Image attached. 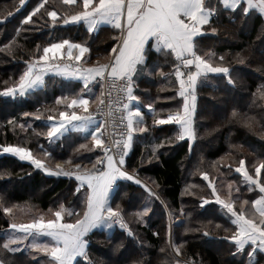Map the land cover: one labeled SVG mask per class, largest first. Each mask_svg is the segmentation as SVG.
<instances>
[{
	"label": "trees",
	"instance_id": "trees-1",
	"mask_svg": "<svg viewBox=\"0 0 264 264\" xmlns=\"http://www.w3.org/2000/svg\"><path fill=\"white\" fill-rule=\"evenodd\" d=\"M62 1L49 0L45 8L33 17L34 21L41 17L38 27L31 24H23L21 27L24 17L39 0H25L24 5L19 0H0V93L5 87L18 82L25 68V61L42 54V48L50 43L69 39L85 43L90 48L89 61H107L110 58L114 38L118 35L116 30L104 27L98 33H93L82 23L57 24L52 27L43 22L50 21L46 13L52 7L67 14L80 8L79 5L76 8L68 7ZM205 4L216 9V13L210 26H205V34L198 38L200 54L210 58L213 63H219V57L223 55V63L232 69L230 74L235 83H230L225 75L209 74L207 81L198 84V139L190 152L187 140L175 139L177 125L151 127L153 114L146 105L152 104L157 115L166 116L169 111L182 108L183 98L177 94L178 81L175 77L169 75L165 78L160 75L161 70L164 73L172 71L171 64L175 62V57L155 50L150 53L147 63L151 75L148 72L140 75L135 89L149 130L137 133L134 137L133 146L126 157V168L129 172L135 171L144 183L156 191L159 199H151V211L144 217L145 222L141 223L134 213L141 210L148 198L147 191L131 181H118L120 188L114 197L113 206L119 203L125 209V218L136 239L128 237L118 224L113 225L110 230H93L89 234L88 252L90 259L96 264L100 261L124 264L121 257L127 253L123 249L113 252V249L120 243L127 247L130 241L137 248L140 242L143 243L144 247L139 248V252L144 253L146 264L149 261L150 264H161L169 259L166 255L171 251L166 248L169 217L173 225V239L176 244L181 245V258L193 264H264V253L258 251L256 260L250 262L248 253L251 246L237 251L235 242L226 238L235 231V226L228 221L218 204L213 202L200 207L202 197L211 199V189L200 175L204 171L209 173V179L217 182V188L224 177L237 181L241 202L245 199L254 200L260 195L258 188L254 187L249 191V185L244 183L242 174L234 169L239 166L240 159H244L245 167L254 174V166L264 160V135H261L264 120H259V101L252 104L257 88L264 84V14L257 9L242 14L239 7L227 8L221 0H205ZM212 28L217 31L213 33ZM6 45L9 47L6 48ZM238 52L246 57L243 64L238 63L235 58V53ZM211 53L215 55L211 56ZM158 58L159 67L154 63ZM82 90L84 86L81 82L48 76L43 88L31 91L26 96L0 94V144L31 147L34 154L45 159L50 166H54L57 161L71 165L67 163L71 157L72 164L82 163L90 168L95 157L101 153L98 149H80L77 153L81 144L89 143L91 147V140L85 134L71 133L51 147L47 137L40 135L46 133L50 126L43 117L67 110L63 103H56V98L66 97L70 103L71 98L79 96ZM249 105H252L251 114L259 120L254 131L242 124L222 123L223 118L229 116L234 107L240 111H248ZM38 110L43 113L39 120L23 115L25 112L31 114ZM13 117L16 118L15 121L9 124L8 121ZM21 123L26 125V131L19 128ZM28 124L31 127H27ZM38 145L51 152V158L46 157ZM154 145H162L156 149L159 158H152L151 162H147V158L153 156ZM230 145L237 147L233 149ZM142 158L144 163H141ZM227 166H231V170ZM227 171L231 173L225 174ZM261 179L264 180V170L261 172ZM189 184L195 195L185 191ZM76 185L74 177L47 175L34 169L29 162L7 154L0 155V194L5 196V200L0 203V251H3L2 245L12 231L10 224L14 222L13 215L5 214L3 207L15 205L14 208L25 206L38 211L55 212L63 204L66 209L74 205L79 209L83 189L76 192ZM245 208L247 209L246 206ZM183 214L185 219L179 220ZM64 215L65 220H68L66 212ZM217 224L221 227L216 228ZM205 230L210 234L205 235ZM162 248L165 249L164 252H161ZM5 255L14 264H51L47 254L39 255L36 250L25 246H19L16 253ZM86 263L88 264L80 257L74 264Z\"/></svg>",
	"mask_w": 264,
	"mask_h": 264
},
{
	"label": "snow or ice",
	"instance_id": "snow-or-ice-1",
	"mask_svg": "<svg viewBox=\"0 0 264 264\" xmlns=\"http://www.w3.org/2000/svg\"><path fill=\"white\" fill-rule=\"evenodd\" d=\"M21 5L25 0H19ZM49 0H39V3L28 13L23 24L39 26L41 17L33 20L34 16L40 13L41 9ZM65 4L77 5L78 0H64ZM223 3L232 9L239 7L242 14H248L251 9L256 8L264 14V0H223ZM80 8L73 14L61 13L55 7L47 11L46 15L50 21H43L46 25L55 27L57 24L69 25L85 23L90 32H96L104 23L111 25L113 30L118 32L114 38L115 43L111 47L110 58L106 63L97 62L92 65L81 64L82 58L90 52L85 43H74L68 39H63L55 43H50L42 48V54L34 55L28 61H25V68L19 76L17 83L10 87H5L0 93L4 96H26L30 91H34L45 83V76L53 73L66 78L82 79L86 91L89 83H99L100 93L96 96V108L89 111V98L77 96L71 98L57 97L56 103H63L67 110L58 111L56 115L43 117L39 110L35 113H23L25 117L31 116L39 120L42 117L49 123L45 135L49 146L56 144L67 133L74 130H82L86 136H91V147L89 143L81 144L80 149L93 151L98 149L101 155L95 157L92 166L89 168L82 163L72 164V158L67 161L72 164L71 168H66L64 163H56L50 166L45 159L39 158L34 154L31 147L20 144H0V155H11L20 161L29 162L34 169L40 170L47 175L65 176L75 178L77 181L76 192L81 193V206L79 209L74 205L66 209L63 204L56 210L53 218L46 219L43 214L26 223L12 222L10 224L11 234L2 245L3 251H0V264H14L6 258V253H16L19 250L20 242L27 241L32 237L30 248L38 249L46 253L51 259V264H74L77 257H82L88 264H96L89 257V234L93 229L102 226L111 228L118 224L128 237L136 239L133 229L129 226L125 218V209L117 203L113 206V200L118 193L120 185L118 181L127 180L143 187L148 198L141 206V210L134 213L138 220L143 223L144 217L151 211V199L157 198L156 191L150 188L138 174L129 172L126 168V157L133 146L134 137L137 133H144L149 130V125L145 122L144 113L139 104H133V101H139L135 95L137 88V79L140 75L148 72L151 75L147 63L150 53L155 50L157 53H163L167 56H174L175 62L171 64L172 71L160 75L167 78L172 75L178 81L177 94L183 98L181 109L169 111L166 116L156 114L152 104L146 107L153 114L151 127L166 124L178 125V131L175 135L176 140H187L189 142V151L193 149V143L198 139V120H197V95L198 84L207 81L209 74L225 75L230 83H235L231 76L232 69L224 64L225 57H219V63H213L210 58L200 54L198 38L205 34V26H210L211 20L216 9L208 7L205 0H79ZM215 33L217 30L212 28ZM9 47L8 45L5 46ZM67 60L62 59L65 54ZM39 50V46H38ZM74 50L76 53L74 55ZM214 56L215 53H211ZM238 63L243 64L246 57L241 53H235ZM74 61V63H73ZM159 67L160 60L154 62ZM82 90V91H84ZM112 90L117 93V99H112ZM259 101L260 116L259 120H264V84H261L254 94L252 104ZM248 111H240L233 108L229 116L223 118L222 123L242 124L250 131H254L259 120L257 116L252 115V105L248 106ZM119 109L121 116L119 124L125 129L120 133L122 139L113 140L106 143L107 137L103 130L107 127V117L113 118V125L116 120L114 112ZM82 110V111H81ZM100 113V116L96 114ZM101 117L104 121L101 122ZM15 117L9 120L12 124ZM90 125L92 128L90 129ZM27 127H31L30 124ZM19 128L26 131L24 123L19 124ZM264 135V125H261ZM215 131V129H214ZM105 137V138H102ZM39 146V145H38ZM162 145H154L153 156L147 158L151 162L152 158L158 159L156 149ZM46 157L51 158L52 153L39 146ZM236 145H230L235 149ZM145 160L142 158L141 163ZM231 170V166H227ZM264 170V160L254 166V174H251L245 167V160L240 159L239 166L234 171L242 174L244 183L249 185V191L258 188L260 195L251 201L243 200L237 207V199H224L220 196L216 183L209 179L207 171L201 172L203 179L207 181L211 189V199L202 197L200 207L215 202L227 215L228 221L235 226V231L227 236L229 241L235 242L237 251H243L246 246H251L248 256L254 259L257 251H264V180L261 179V172ZM10 175V173H9ZM153 184L155 181L153 180ZM158 187V185H157ZM229 195L231 196L232 185L229 184ZM192 185H186L185 191L195 195L191 191ZM236 193L240 192L237 187ZM127 194L125 193L124 196ZM124 197L122 196L121 199ZM5 200V196L0 194V203ZM248 206V209L245 208ZM13 206L3 207L5 214L13 213ZM183 211V209H181ZM69 217L65 220L64 213ZM171 216V213L169 214ZM191 214L189 213V216ZM216 225V228H220ZM186 231H193L186 229ZM199 231V229H195ZM205 235L210 233L205 230ZM166 248L171 251L166 253L169 259L162 261L161 264H192V262L179 259L181 245L173 240V225L170 222L167 228ZM41 236L51 238V242H37ZM16 245V246H14ZM142 242L139 248H143ZM131 241L125 247L122 243L117 244L113 252L121 249L127 253L121 259L124 264H146L144 253L139 252ZM165 249L162 248L161 252ZM139 255L137 256V253ZM99 264H108L100 261ZM150 264V261L147 262Z\"/></svg>",
	"mask_w": 264,
	"mask_h": 264
},
{
	"label": "rangeland",
	"instance_id": "rangeland-1",
	"mask_svg": "<svg viewBox=\"0 0 264 264\" xmlns=\"http://www.w3.org/2000/svg\"><path fill=\"white\" fill-rule=\"evenodd\" d=\"M63 57H67V56H63ZM56 163H58V161ZM55 164H54V166H55ZM67 166L69 168H71L72 167V164L71 165H67ZM230 173H231V171H227L225 174H230ZM214 182H215V180H214ZM215 183H216V187H217V182H215ZM229 184L232 185V188H231V196L229 195V187H228ZM237 187L239 188V186L237 185V181H234L233 179L227 180L224 177L218 183L217 190H218L220 196L222 198H224V199H237V197H239V199H237V207H238V210H239V204L241 203V196H240V192L239 193H236V191H235V189ZM33 192H34V190H33ZM238 201H239V203H238ZM246 207L248 209V206H246ZM54 213H55L54 211H49L48 210V211H45L44 212V211H41V210L38 211L36 209L35 210L34 209H29V208H27L25 206H21V207H17V208H14L13 209V213H12L13 218H12V220H14V222H17V223H26V222H29L30 220L34 219V218H38L41 214H43L46 219L53 218L54 217ZM184 219H185V216L183 214L179 218V220H184ZM169 220L171 222L170 217H169ZM104 228L107 229V230H110L111 229V228H107L105 226H104ZM9 234H11V233H9ZM45 241L51 242V238L50 237H47V236H41L37 240V242H39V243H44ZM31 243H32V237H29V239L27 241L20 242V245L19 246L29 247V245ZM14 246H16V245H14ZM31 249L36 250L39 255H45L46 254V253L40 252L38 249H34V248H31ZM179 259L183 260V262L184 261H187V260L181 258V255H179ZM188 262H190V261H188Z\"/></svg>",
	"mask_w": 264,
	"mask_h": 264
},
{
	"label": "crops",
	"instance_id": "crops-1",
	"mask_svg": "<svg viewBox=\"0 0 264 264\" xmlns=\"http://www.w3.org/2000/svg\"><path fill=\"white\" fill-rule=\"evenodd\" d=\"M222 2H223V0H221ZM63 2V4H65L64 3V0L62 1ZM224 4V3H223ZM65 5H67L68 7H72L73 6V8H76L77 7V5H79V0H78V3H77V5H68V4H65ZM225 5V4H224ZM80 6V5H79ZM227 8H231V7H229V6H227V5H225ZM66 9V8H65ZM69 9V8H68ZM253 9H256V8H253ZM78 10H79V8H78ZM77 10V11H78ZM258 10V9H257ZM74 12H76V11H73V12H68V14L70 15V14H73ZM82 24H84L85 26H86V28L88 29V27H87V25L85 24V23H83V22H81ZM80 24V23H79ZM70 25V24H69ZM104 27H110V28H112L111 27V25H109V24H107V23H104V24H102L101 26H100V28H99V30L101 29V28H104ZM99 30L98 31H96V32H93V33H98L99 32ZM90 32V31H89ZM69 40V39H68ZM70 41H72V40H70ZM72 42H74V43H79V42H75V41H72ZM87 46V45H86ZM88 47V46H87ZM90 49V48H89ZM75 54H77L76 53V50H74V55ZM64 56H67L66 55V49H65V54H64ZM89 59H90V52L89 53H86V55H85V57L84 58H82V60H81V64H83V65H85V66H87V65H92V64H96L97 62H100V63H106L107 61H100V60H95V61H89ZM48 76H57V77H60V78H63V79H65V80H73V81H78V82H81L82 84H83V86H84V89H85V85H84V83H83V80L82 79H78V78H66V77H63V76H59V75H56V74H53V73H49L48 75H46L45 76V83H46V79H47V77ZM45 83H44V85L43 86H41V87H39V88H37L36 90H38V89H41V88H43L44 86H45ZM87 89H90L91 90V94L88 92V91H86V90H84L79 96H85V97H87V98H89V102H90V108H89V110L92 108V107H94V105H96V96L97 95H99V93H100V85H99V83H95V82H93V83H89L88 85H87ZM35 91V90H34ZM31 92V91H30ZM135 95L137 96V94L135 93ZM196 95H197V90H196ZM197 100H198V97H197ZM196 103H197V101H196ZM133 104L135 105V104H139L140 106H141V101H140V99H139V101H133ZM155 108V107H154ZM82 111V110H81ZM148 111H150L149 109H148ZM175 125V124H174ZM177 127H178V125H177ZM92 128V125H90V129ZM71 133H76V134H85V132L84 131H82V130H74V131H70L69 133H67L65 136H67V135H69V134H71ZM86 135V134H85ZM64 136V137H65ZM89 138H90V140H91V136L90 135H87ZM63 137V138H64ZM103 138V137H102ZM62 139V138H61ZM59 141V140H58ZM59 163H64V166L66 167V168H69L68 166H67V164L64 162V161H58ZM100 228H104V226H102V227H100ZM99 229V228H98ZM93 230H95V229H93ZM92 230V231H93ZM247 247V246H246ZM259 251V250H258ZM257 251V252H258ZM260 252H262V253H264V251H260ZM78 258H80V257H77V259ZM76 259V260H77ZM256 260V255H255V257H254V259L252 260V261H255ZM75 263V262H74Z\"/></svg>",
	"mask_w": 264,
	"mask_h": 264
},
{
	"label": "built area",
	"instance_id": "built-area-1",
	"mask_svg": "<svg viewBox=\"0 0 264 264\" xmlns=\"http://www.w3.org/2000/svg\"><path fill=\"white\" fill-rule=\"evenodd\" d=\"M62 59L67 60V57H62ZM74 63V61H73ZM112 99H117V93L115 92V90H112ZM96 108V105L94 107H92L89 111H92ZM97 116H100V113L96 114ZM121 116V112L119 109H116L114 112V117L116 120V124L115 126L113 125V118L112 117H107V127L105 130H103L105 132V137H107L106 139V143H109L113 140H120L122 139L120 133H123L125 131L124 127L122 125L119 124V118ZM104 117H101V122L104 121ZM103 137V138H105ZM87 264V263H86Z\"/></svg>",
	"mask_w": 264,
	"mask_h": 264
}]
</instances>
